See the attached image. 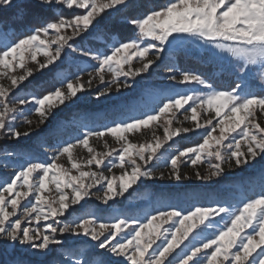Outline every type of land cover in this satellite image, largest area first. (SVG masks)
<instances>
[{
    "label": "snow or ice",
    "instance_id": "1",
    "mask_svg": "<svg viewBox=\"0 0 264 264\" xmlns=\"http://www.w3.org/2000/svg\"><path fill=\"white\" fill-rule=\"evenodd\" d=\"M65 10L70 14L65 15ZM0 12H10L11 21L20 26L39 24L14 41L5 33L0 48V80L7 81L0 83V138L8 140L20 141L33 133V120L27 116L24 131L12 123L28 105L39 129L57 108L74 103L80 99L78 93L91 88V79L82 82L80 75L63 77L58 87L43 95L12 102L10 98L26 81L37 73L45 75V70L54 72L65 55L97 62L88 75L106 86L97 92L96 100L108 96L113 86L117 92L130 89L129 78L147 73L165 51L188 38L241 62L239 82L229 90H218L196 72L169 66L170 81L194 83L207 91L176 93L158 100L151 111L138 117L116 121L101 131L89 129L59 147L51 162L26 160L9 179L0 181V241L5 247L18 244L46 256L53 246L63 244L58 237L68 235L94 242L90 255L96 258L91 262L77 259L74 264H264V187L244 199L240 207L216 203L187 211L172 208L145 220L117 215L112 223L100 222L92 213L70 221L63 219L90 196L107 205L115 197H123L141 178L163 179L162 173L156 177L148 167L154 158L160 159L158 150L173 137L201 129L202 142L171 156L170 178L177 182L182 179L181 163L195 167L207 161L211 171L206 176L196 172L197 179L221 177L225 165L241 170L259 165L264 180V95L254 94L248 80L250 66L259 65L264 91V0H168L153 7L142 0H0ZM112 17H122L126 24L121 27L130 26L134 38L114 41L110 54L76 46L78 37L84 39ZM137 58L142 66L133 69L132 61ZM106 70L112 74L107 82L103 75ZM180 115L192 127H174V123H182ZM157 125L163 128V139L153 133V142L129 141L128 134ZM105 136L115 138L119 149L109 148L105 142L108 150L98 152L90 143ZM77 148L87 150L86 160L74 156ZM65 156L70 167L58 163ZM102 167L109 172L114 168L122 171L109 177L93 170ZM97 185L102 196L92 191ZM40 264L46 262L41 260Z\"/></svg>",
    "mask_w": 264,
    "mask_h": 264
},
{
    "label": "rangeland",
    "instance_id": "2",
    "mask_svg": "<svg viewBox=\"0 0 264 264\" xmlns=\"http://www.w3.org/2000/svg\"><path fill=\"white\" fill-rule=\"evenodd\" d=\"M4 39L5 35L0 34V48L3 46ZM7 39L9 41H13L8 36ZM114 41L117 40H113L105 44L106 47L103 49L85 50H90L101 54H110V49ZM181 53L184 54L183 56L186 58H196L201 61V63L212 66L211 70L202 75L208 79L209 82V76L211 75H216L218 77H223L224 75L232 76L233 79L236 80L235 83L239 82L238 67L241 64L239 60L228 56L226 53L219 52V50L212 48L210 45H203L200 41L188 38L183 43L175 44L171 49L165 51L163 53V58L158 60L147 73H141V75L135 77L134 80L129 78V83L132 84L130 89L122 88L119 92H117L113 86V90L108 94V96L101 97L99 100H96L95 97L97 92L103 90L106 86V84L99 83L98 78L93 79L88 75L89 72H93L97 62L84 57H79L76 54L65 55L63 57V62L72 65V67H75L77 70L71 76H65V73L60 71L58 73L59 79L63 77L74 79L76 75H80L82 82H86L90 79L92 80L91 88H88L84 92L78 93L80 99L76 100L74 103L69 102L67 106L61 105L59 108H57L54 111L53 116L49 118L46 125L41 126L39 129L36 128L37 117L28 111V108H31V105H28L25 108L23 115H18L17 119L12 121L15 126H17L21 131H24L28 128V125L23 124L24 117L27 116L33 120V125L31 127L34 129V131L29 137H22L20 141L0 138V181L9 179L11 174L15 170H18L26 160H32L35 162H51V157L55 154L59 147H61L65 142L74 141L78 136H82L83 133L89 129L101 131L104 130L105 127L111 126L116 121L128 120L131 117H138L146 111H151L153 105L158 100H162L163 98L170 95H175L176 93H188L190 89L195 93L207 91V89L194 83L191 85H180L168 79L170 73L167 72V67L175 66L176 69L184 71V69L180 66V64L183 62V56ZM39 58L42 59V57ZM192 65L195 64L192 63ZM131 66L133 69L139 68L142 66V62L138 58L134 59ZM127 67L128 66L126 65L125 68ZM46 71L47 70H45V72ZM198 73L200 74V71H198ZM259 73V65L250 66V75L248 76V80L251 86V91L254 94L264 95V91H262L260 87ZM174 74L179 77V72ZM39 75L41 74L37 73L34 77ZM103 75L105 76L106 82L112 79V74L107 70L103 73ZM119 79L123 81L124 77H120ZM0 83L7 84V81L0 80ZM33 94L34 93L32 92L24 91L21 87L16 95L10 99L14 103L17 98H26ZM134 95H140L142 97L141 99L139 98L140 110H132V114L129 117L125 114L130 112H127L128 110L124 99L131 98ZM115 101L119 102L118 106L113 104ZM75 106H83L85 107V110L79 115L82 122L78 124L77 128H73L72 132H70L68 131L70 129V124L67 123L66 117L69 114L72 115V113H74L72 110L75 109ZM102 107L105 110L101 111V115H103L101 118L98 116L99 114L92 113L94 109ZM131 109H136V107ZM93 115H97L100 120L94 122L95 118ZM203 118L206 119L207 117L205 116ZM85 119L88 121L92 120V122L88 124L86 123ZM179 119L182 121V123H174V127H192L190 122L183 121L182 115L179 116ZM101 120H103L101 122L103 124H99V121ZM261 120L264 121V117H261ZM75 130L78 132H74ZM153 133L163 139V128L159 127L158 125L149 130L128 134V139L134 144L153 142ZM192 133L198 137H202L203 130H196L195 132H190L187 134L182 133L180 136L173 137L171 141L165 142L157 153L160 159L154 158L153 161L148 165V167L153 170L156 177H159L162 173L164 176L163 179L156 178L145 180L141 178V180L138 181L137 184H135L131 189H129V191L125 193L123 197H115L114 200L109 201L107 205L102 203L101 200L97 199L95 195L90 196L86 198L85 201H82L81 205L74 206L76 211L71 216L66 215V217L63 219L70 221L76 216H83L86 213H92L98 217L100 222L105 223L114 222V219L117 215H119L120 218L145 220L148 216L153 215L158 211H168L172 208L182 210V208L179 206L181 204V198H177L178 196L176 192L172 190V188L176 186L187 187L186 190L188 189V194L185 195V190L184 196L187 198H196L198 195V190H196L194 187H208L217 183H221V186L224 187V189L230 191L227 194L229 198L222 197L221 200H217L216 198L213 202L208 203L194 202L193 204H190L187 210H191L196 206H214L216 203H224L226 205L240 207L242 201L248 197H246L243 192L239 177H249L248 179L255 178L256 173H262L259 165L255 168H246L243 170L235 168V166H233V168H228V166L225 165V172L221 177H213L211 180L206 181L203 179H197L196 172H200L202 176L208 175L211 169L208 167L207 161L204 163H199L195 167L191 166L187 162H184L181 163L179 169L182 179L177 182L169 177V173L172 171L171 167L169 166L171 156L186 148L174 146L176 145V141L181 136H186ZM105 142H107L109 148L119 149L120 147V144L117 143L115 138L111 136H105L103 139H92L90 141V143L98 152H104L108 150L104 147ZM17 145L25 146L14 148ZM195 145L196 144H193L191 146ZM7 153H13V155L8 156L6 155ZM88 155L89 154L87 153V150L82 148H77L74 151V156L81 161L86 160ZM213 162L215 161L213 160ZM58 163L70 167L66 156L61 157ZM93 170L103 171L104 174L109 177L112 175L119 176L122 171L119 168H114L111 170V172H109L107 168L103 167L101 169ZM75 174L76 172L73 171V175ZM189 187H191V189H189ZM156 188L162 189V191L155 194ZM92 191L97 195H103L100 185H97V187L92 189ZM201 191L203 193V190ZM181 195L183 196V194ZM125 209H131L134 211V213H136V215L130 214L131 210L130 212H124ZM105 211L106 217L104 214H102ZM215 219L219 220V217H216ZM165 227H167V225H165ZM211 231H214V229L209 230V232ZM58 238L63 241V244L61 246H53L52 251L46 256L38 255L35 250L20 246L18 244L14 248L5 247L4 242L0 241V264H16L14 260L22 262L23 259H46L52 264H64V262L67 260L68 264H74V261L77 259H89L91 262V260L96 258L90 255L92 251L91 245L94 242L90 241L88 238L83 236L72 237L68 235H63ZM66 243L69 245H75V248L73 247V250H68V248H65ZM95 251L101 252L103 250L95 249ZM75 253H81V255H75ZM22 264L26 263L22 262Z\"/></svg>",
    "mask_w": 264,
    "mask_h": 264
},
{
    "label": "trees",
    "instance_id": "3",
    "mask_svg": "<svg viewBox=\"0 0 264 264\" xmlns=\"http://www.w3.org/2000/svg\"><path fill=\"white\" fill-rule=\"evenodd\" d=\"M142 2L144 4H146L148 7H153V6H163L166 4L167 0H142ZM65 15H69L70 11L69 10H65L64 12ZM11 13L10 12H0V34H5L7 33L8 37L11 40H16L18 39L21 35L27 34L28 32H30L31 28L39 26L38 23L33 22L32 24H26L24 26H20L19 24H14L11 19H10ZM126 21L122 18V17H112L111 20L107 21L106 24L99 26L96 30L92 31L90 34L85 35L84 39H76V46L84 48V49H103L105 48V44L113 41V40H117V41H123L126 40L128 38H134L135 33L133 32V30L131 29L130 26L128 27H121V25H125ZM182 54V53H181ZM184 54H182L183 56ZM195 64V65H192ZM180 66L187 71H194L197 72L200 71L201 75L206 74L207 71L212 69L211 65H206L201 63V61H199L196 58H189V57H184L183 56V62L182 64H180ZM76 68L72 67V65L63 62L62 64H60L59 68L56 69L54 72H45V75H39L36 77H33L31 79H29V81H27L23 86L22 89L24 91H29L32 92L36 95H43L45 94L47 91L54 89L55 87L59 86V77H58V73L61 71L62 73H65V76H71L76 72ZM199 74V73H198ZM209 80L210 82L218 89H230L231 87H233L236 83H235V79H233L232 76H227L224 75L223 77H218L216 75H211L209 76ZM142 98L140 95H134L131 98H126L124 99V102L127 106V112L130 113H125L126 116L128 115L129 117L132 114V110H140V99ZM114 105L119 104L118 101H115L113 103ZM136 109H131V108H135ZM75 109H73L72 111L74 113H72V115H68L66 117V121L67 123L70 124L69 126V130L70 132H72L73 128H77L78 124L81 121V117L79 116L80 113H82L85 110V107L83 106H75ZM105 109L102 108H97L94 109L92 111L93 114H99L98 116L101 118L103 115H101V111H104ZM120 112V111H119ZM93 117L95 118L96 122L97 120H100L99 117H97V115H93ZM86 120V123L90 124L92 122V120ZM84 120V121H85ZM103 120L99 121V124H103L101 123ZM85 123V124H86ZM95 125V124H94ZM93 125V126H94ZM74 132H78L77 130H75ZM202 137H198L197 135H194V133L186 135V136H181L177 141H176V145L174 146H180V147H189L193 144H197L200 143L202 141L201 139ZM25 145H17L14 148H20V147H24ZM249 178V177H248ZM245 178V177H239L240 182H241V187L243 189V192L245 194L246 197H252L256 194H258L261 190L262 187H264V180H262V173H256L255 174V178ZM187 187H180V186H176L174 188H172V190L174 192H176L177 194V198H181V204L179 205L180 208H182V210H187V208L190 206V204L192 203H196V202H204V203H208V202H213L216 198L217 200H221V198H229L228 197V192L226 189H224V187L221 186V183H217L215 185L212 186H208V187H202V186H196L194 188H196V190H198V195L196 198L193 197H185L184 196V192L186 190ZM189 189H191V187H189ZM171 190V191H172ZM203 190V193L202 191ZM233 191H235L234 189H232ZM231 190V191H232ZM162 189H155V194L157 192H161ZM188 189L186 190L185 195H187ZM159 194V193H158ZM161 194V193H160ZM183 194V196L181 195ZM155 196V195H153ZM154 198V197H153ZM184 204V205H183ZM99 207V206H97ZM131 209H125L124 212H130ZM109 212V210H108ZM107 212V213H108ZM104 216L106 217V211L104 213ZM132 215H136V213H134V211L131 210ZM75 245H69L66 243L65 248H68V250H73V247ZM75 248V247H74ZM14 260V259H12ZM41 260H37V259H23L22 262L26 263V264H40ZM43 261L46 262V264H52L50 261L43 259ZM14 262H17L16 260H14Z\"/></svg>",
    "mask_w": 264,
    "mask_h": 264
}]
</instances>
